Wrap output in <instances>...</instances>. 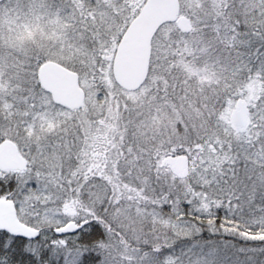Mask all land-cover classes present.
I'll use <instances>...</instances> for the list:
<instances>
[{
	"label": "snow or ice",
	"instance_id": "snow-or-ice-1",
	"mask_svg": "<svg viewBox=\"0 0 264 264\" xmlns=\"http://www.w3.org/2000/svg\"><path fill=\"white\" fill-rule=\"evenodd\" d=\"M0 264H264V0H0Z\"/></svg>",
	"mask_w": 264,
	"mask_h": 264
}]
</instances>
